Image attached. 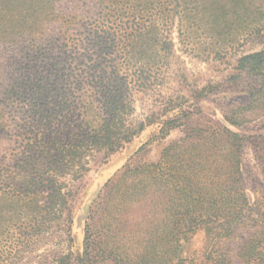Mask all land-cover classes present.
I'll return each mask as SVG.
<instances>
[{
  "label": "trees",
  "instance_id": "obj_1",
  "mask_svg": "<svg viewBox=\"0 0 264 264\" xmlns=\"http://www.w3.org/2000/svg\"><path fill=\"white\" fill-rule=\"evenodd\" d=\"M59 1L74 3L73 19L78 18L72 28L75 35L60 25L50 29L47 23L56 18L47 21L36 15L24 0H0V165L7 170L10 167L11 173L17 170L21 176L36 177L25 182L24 188V185L17 188L10 186L11 173L6 169L0 171L5 175L2 179L11 198L33 202L32 198L36 195L38 198L41 190H47L40 216L19 228V238L0 252V264L29 246L36 236L48 232L54 221L62 219L59 225L70 231L63 224L67 221L63 217L69 195L61 193L53 177L80 176L85 171V161L94 153L112 155L153 125L162 127L161 137L167 136L194 116L180 109L185 97L179 95L142 119L131 117L136 98L165 84L172 56L168 29H162L156 58L148 60V64L143 54L135 58L134 47L149 30L151 20L162 22L160 26L165 28L177 17L180 42L181 29L187 22L185 11L196 23L202 22L200 25L193 22L190 27L198 26L205 31L191 36L193 40L215 37L241 45L264 32V12L257 16L250 14V19H230V7L235 0H120L124 11L119 9L115 13L104 12V0ZM56 7L57 4L53 5L55 15ZM137 35L140 37L135 40ZM115 53L119 54L120 62L109 59ZM194 56L199 57L200 53ZM214 56L222 58L219 52ZM263 68L264 50L237 60L239 70L250 73ZM198 123L194 132L200 131L197 133L200 139L198 146L191 148L197 156L211 154L213 140L217 141L221 130L208 122ZM225 133L238 137L228 130H224V137ZM189 146L185 136L166 150V162L145 168L150 174L154 169L173 174L164 176L166 182L160 184L165 188L162 194L166 193L165 183L171 185L165 199L171 206L160 205L159 222L128 233L133 235L138 250L133 254L120 251L119 244L110 239L108 228L102 233L96 231L99 225L94 230L86 227L82 258L65 254L54 264H90L93 254L101 259L110 258L113 264H192L182 251L191 233L205 228L215 237H225L235 224L249 219L244 192L240 185L233 189L239 184L236 171L224 181L216 178L224 185L216 184L215 189L203 187L207 180L204 174L196 173L195 179L190 180L187 171L192 169L186 161ZM171 149H175L173 158L168 156ZM253 151L264 178L263 139L254 142ZM9 161L13 164L8 165ZM136 171L139 170L128 172ZM213 183L208 182L207 186ZM142 194L139 191L138 195ZM113 196L112 189L105 198V208L114 212H107L105 217L118 224L122 211L114 200L122 201L124 196ZM130 196L127 193L121 203L130 204ZM242 260L243 264H264V232L256 233L245 244ZM223 261L228 262L225 257Z\"/></svg>",
  "mask_w": 264,
  "mask_h": 264
},
{
  "label": "rangeland",
  "instance_id": "obj_2",
  "mask_svg": "<svg viewBox=\"0 0 264 264\" xmlns=\"http://www.w3.org/2000/svg\"><path fill=\"white\" fill-rule=\"evenodd\" d=\"M24 1L31 12L46 18L47 21L56 18L53 23H47L50 29L60 25L65 31L75 35L73 34L75 30L72 28L78 22V18L73 19L74 3L59 0ZM104 1L102 9L105 13H115L119 9L124 11L120 0ZM55 4H57V15L52 11ZM188 12L185 11L187 22L181 29L182 42L178 33L179 21L175 17L165 28L160 26L162 22L151 20L148 24L149 30L142 35V40L134 47L135 58L139 59L143 54L144 62L148 64V60L152 61L156 58L162 29H168L172 56L165 84L152 93L136 98L131 117L135 120L142 119L151 112L162 109L166 102L179 95L185 97L180 109L194 116L188 118L180 128L170 131L167 136L161 137L162 127L153 125L112 155L94 153L85 161V171L80 176L53 177L61 193L69 195L66 214L64 213L63 217L67 221L63 224L68 225L70 231L64 230L62 225H59L62 219L54 221L48 232L36 236L29 246L22 247L4 264H54L58 257L65 254H70L75 259L82 258L86 227L94 230L98 225L100 229H95L98 232L101 230L105 233L107 228L110 230V239L119 244L120 251L133 254L135 249H138L133 235L128 236V233L136 230L138 232L145 224L148 226L159 222L162 216L159 211L160 205L164 208L171 206L165 201L171 185L165 183L166 193L162 194L165 188L160 184H164L161 181L166 182L162 179L164 176L168 174L173 176V174L161 169H154L150 174L145 168L162 161L166 162L164 161L166 150L185 136L190 142L186 158L192 169L187 171L190 180L195 179L196 173L200 176L204 174L207 180L203 187L215 189L216 184L218 186L223 184L216 181V178L224 181L227 177L231 178L228 176L230 173L236 171L239 175V184L237 182L233 189L240 185V190L244 192L249 219H244L240 225L235 224L231 228L232 232L225 237H215L205 228L195 230L183 243V255L188 257L192 264H223V257L228 261L226 264H243L242 252L245 244L249 243L250 238L256 233L264 232V178L258 156L253 151L255 141L259 139L264 141V94L262 95L264 68L249 73L237 69V60L264 50V32L248 38L241 45L231 44L229 40L215 37L202 36L201 39L193 40L191 36L200 35L205 31L198 29V26L190 27L196 21ZM230 12H232L230 13L232 21L250 19V14L257 16L258 13L264 12V0H235ZM196 24L200 25L202 22ZM139 37L137 35L135 40ZM217 52L222 54V58L212 57ZM194 53H200V56H194ZM109 59L115 62L121 60L116 53ZM198 121L203 124L208 122L221 130L217 141L213 140L211 154L197 156L191 148L198 146L196 143L200 139L197 136L200 131L194 132L198 129ZM224 130L238 137H231L226 133L224 137ZM203 137L206 139V133ZM174 150L171 149L169 157H175ZM13 156L14 153L10 158L12 159ZM9 164L12 165V161H9ZM2 169L6 168L0 165V170ZM129 170L139 171L129 173ZM6 171L10 174L13 170L9 167ZM10 175V186L17 188L22 185L24 188L25 182L36 177L35 174L21 176L20 171L17 170ZM4 176L0 171V252L19 238V228H22V225L40 216V208L45 201L43 197L47 193V190H41L42 193L38 194V198L37 195L32 198L33 202L11 198L9 191L6 194L2 179ZM211 181L214 183L207 186ZM112 189L114 198L120 194L124 196L122 201L114 200L115 206L118 205V210L122 211L121 222L118 224L110 222L105 217L107 212H114L105 208V198ZM139 191L143 194L138 195ZM127 193L131 195L130 204H122L121 202L126 200ZM250 218L253 221L251 223ZM98 240L100 241V237ZM90 264L113 263L110 258L101 259L93 254Z\"/></svg>",
  "mask_w": 264,
  "mask_h": 264
}]
</instances>
